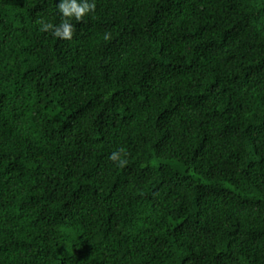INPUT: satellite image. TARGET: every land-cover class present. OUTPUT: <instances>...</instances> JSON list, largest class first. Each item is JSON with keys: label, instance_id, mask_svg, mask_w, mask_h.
Here are the masks:
<instances>
[{"label": "trees", "instance_id": "obj_1", "mask_svg": "<svg viewBox=\"0 0 264 264\" xmlns=\"http://www.w3.org/2000/svg\"><path fill=\"white\" fill-rule=\"evenodd\" d=\"M57 3L0 0V264H264V0Z\"/></svg>", "mask_w": 264, "mask_h": 264}, {"label": "clouds", "instance_id": "obj_2", "mask_svg": "<svg viewBox=\"0 0 264 264\" xmlns=\"http://www.w3.org/2000/svg\"><path fill=\"white\" fill-rule=\"evenodd\" d=\"M56 6L62 17L61 22L53 24L42 21L40 31L50 32L53 37L61 40H71L75 32V24L72 21H80L86 15L94 12L95 0H59ZM104 38L108 39L107 34H105ZM123 151V149L112 151L109 153L108 159L113 161L118 167H123L127 164V160L121 157ZM126 155L127 153H124V156Z\"/></svg>", "mask_w": 264, "mask_h": 264}]
</instances>
